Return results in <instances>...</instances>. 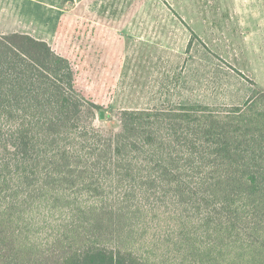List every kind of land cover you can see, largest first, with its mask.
Here are the masks:
<instances>
[{"label":"trees","instance_id":"obj_1","mask_svg":"<svg viewBox=\"0 0 264 264\" xmlns=\"http://www.w3.org/2000/svg\"><path fill=\"white\" fill-rule=\"evenodd\" d=\"M77 77L0 35V264H264V89L123 109L107 133Z\"/></svg>","mask_w":264,"mask_h":264},{"label":"rangeland","instance_id":"obj_2","mask_svg":"<svg viewBox=\"0 0 264 264\" xmlns=\"http://www.w3.org/2000/svg\"><path fill=\"white\" fill-rule=\"evenodd\" d=\"M0 9V35L30 34L72 62L107 133L120 129L123 109L243 105L264 89V0H11Z\"/></svg>","mask_w":264,"mask_h":264},{"label":"crops","instance_id":"obj_3","mask_svg":"<svg viewBox=\"0 0 264 264\" xmlns=\"http://www.w3.org/2000/svg\"><path fill=\"white\" fill-rule=\"evenodd\" d=\"M11 0H0V6L1 5H6L8 2H10ZM3 10L2 9H0V12H2Z\"/></svg>","mask_w":264,"mask_h":264},{"label":"water","instance_id":"obj_4","mask_svg":"<svg viewBox=\"0 0 264 264\" xmlns=\"http://www.w3.org/2000/svg\"><path fill=\"white\" fill-rule=\"evenodd\" d=\"M100 118H104V111L100 112Z\"/></svg>","mask_w":264,"mask_h":264}]
</instances>
